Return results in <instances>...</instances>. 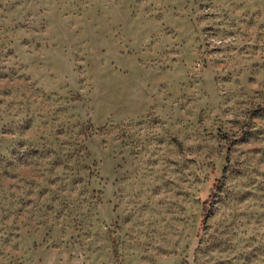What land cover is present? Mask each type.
<instances>
[{
	"label": "rangeland",
	"instance_id": "rangeland-1",
	"mask_svg": "<svg viewBox=\"0 0 264 264\" xmlns=\"http://www.w3.org/2000/svg\"><path fill=\"white\" fill-rule=\"evenodd\" d=\"M0 264H264V0H0Z\"/></svg>",
	"mask_w": 264,
	"mask_h": 264
},
{
	"label": "trees",
	"instance_id": "trees-1",
	"mask_svg": "<svg viewBox=\"0 0 264 264\" xmlns=\"http://www.w3.org/2000/svg\"><path fill=\"white\" fill-rule=\"evenodd\" d=\"M210 208V198H206L203 200V208H202V216L205 218L209 214Z\"/></svg>",
	"mask_w": 264,
	"mask_h": 264
}]
</instances>
